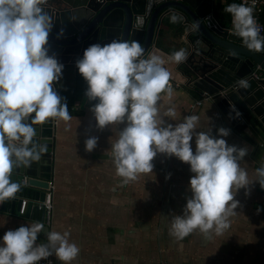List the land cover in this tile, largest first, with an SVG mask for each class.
<instances>
[{
  "label": "clouds",
  "instance_id": "1",
  "mask_svg": "<svg viewBox=\"0 0 264 264\" xmlns=\"http://www.w3.org/2000/svg\"><path fill=\"white\" fill-rule=\"evenodd\" d=\"M46 4L47 0H0V202L14 199L20 190V184L12 180L14 169L31 167L48 151L47 144L37 139L34 126L62 121L65 131L70 130L72 116L54 90L63 65L49 56L46 47L53 26ZM224 11L231 15L232 31L243 45L264 52L254 5L232 3ZM179 19L175 14L171 17L173 23ZM142 24L138 17L137 26ZM193 27L198 29L199 24ZM186 59L184 49L171 55L159 49L146 54L137 41L113 40L89 46L76 63L88 85L85 95L89 102L97 101L90 108L97 129L125 125L110 148L119 186L152 174L157 154L190 165L191 198L183 214L170 219L169 235L177 242L194 232L209 240L222 236L230 228L231 217L237 215V192L253 183L264 189V163L250 181L240 163L248 149L227 143L230 130L219 128L215 136L211 128L197 131L196 115L185 116L179 123L168 122L176 120L177 110L171 103L174 90L165 65ZM237 84L241 89L250 87L246 79ZM163 96L169 101L166 108L161 103ZM97 143V137L88 138L85 150L92 152ZM43 230L44 225L35 222L6 231L0 242V264H40L53 255L62 264H72L80 248L70 242V232H44L46 242L38 243Z\"/></svg>",
  "mask_w": 264,
  "mask_h": 264
},
{
  "label": "crops",
  "instance_id": "2",
  "mask_svg": "<svg viewBox=\"0 0 264 264\" xmlns=\"http://www.w3.org/2000/svg\"><path fill=\"white\" fill-rule=\"evenodd\" d=\"M206 1L214 18L228 26L222 27L232 30V18L224 20V15H230L224 9L232 3L241 4V0ZM171 17H167L171 24H163L159 30L154 48L168 55L182 49L179 25ZM178 65H165L171 74L169 82L174 84L171 103L177 110L176 120L168 122L175 124L185 116L196 115L199 117L197 131L211 128L215 136L219 128L228 129L227 143L248 149L231 128L223 126L212 100L203 101L202 96L186 85ZM86 90L87 83L76 65H63L58 93L72 120L68 131L64 122L56 123L52 225L45 224L43 213L35 206L28 209L26 216H19L14 200L9 199L0 210V242L6 231L40 222L44 230L38 243L46 242L44 232H70V242L80 248L72 264H264V194L258 183L237 192V215L231 217L230 228L222 236L209 240L194 232L181 242L175 241L169 235L170 219L173 215H182L187 199L191 198L190 165L175 157L157 154L152 161V174H142L137 181L119 186L110 148L125 125L97 129L90 111L93 105H82ZM198 101L202 105H197ZM161 103L165 108L169 106L166 96ZM90 137H97L98 143L92 152H87L85 141ZM191 143L195 152V138ZM240 163L248 171L249 180H255L259 167L249 149ZM53 259L56 264H62L54 255Z\"/></svg>",
  "mask_w": 264,
  "mask_h": 264
},
{
  "label": "water",
  "instance_id": "3",
  "mask_svg": "<svg viewBox=\"0 0 264 264\" xmlns=\"http://www.w3.org/2000/svg\"><path fill=\"white\" fill-rule=\"evenodd\" d=\"M208 6L206 0H47L44 8L53 26L46 47L62 65H76L89 46L113 40L137 41L147 54L154 50L162 25L171 24L167 17L175 14L180 17L178 31L187 53L178 65L182 79L198 95L211 98L223 126L245 142L260 167L264 163V52L248 50ZM138 17L143 20L139 27ZM193 23L199 28L194 29ZM240 79L250 87L239 88ZM54 90L58 93V81ZM95 103L86 95L82 99V105ZM34 127L48 151L31 167L14 169L12 180L20 184L17 199L28 196L42 201L52 179L56 122ZM14 204L18 213V200Z\"/></svg>",
  "mask_w": 264,
  "mask_h": 264
},
{
  "label": "built area",
  "instance_id": "4",
  "mask_svg": "<svg viewBox=\"0 0 264 264\" xmlns=\"http://www.w3.org/2000/svg\"><path fill=\"white\" fill-rule=\"evenodd\" d=\"M240 3H244L247 6H253L254 5V18L258 24V26L261 29V36H264V25L262 24L260 17L261 14L264 11V0H241ZM230 32L233 33L232 30H229ZM170 83V82H169ZM172 87H174L173 83H170ZM203 101H209L211 100L210 97H203L202 98ZM197 105H202V101H198ZM54 179H51L48 183V188L45 191V195L42 201H34L32 198L28 197V196H21L17 199V197L15 196V198L13 199L18 200L19 202V211H18V215L19 216H26L28 213V208L29 206H35L36 209H38L39 211H41L42 213H44V218H45V224L50 227L52 224V217H53V210H54V203H53V197H54V191H55V182L53 181ZM2 205L3 202H0V210H2ZM40 264H56L53 256L49 257L48 260H42L40 262Z\"/></svg>",
  "mask_w": 264,
  "mask_h": 264
},
{
  "label": "trees",
  "instance_id": "5",
  "mask_svg": "<svg viewBox=\"0 0 264 264\" xmlns=\"http://www.w3.org/2000/svg\"><path fill=\"white\" fill-rule=\"evenodd\" d=\"M239 2H240V0H239ZM237 4H239V3H237ZM225 18L226 19H231V15H228V16H225L224 15V20H225ZM260 20H261V22L263 23V25H264V11H263V13L261 14V17H260ZM220 21L223 23V20L220 18ZM227 22V21H226ZM228 23V22H227ZM229 24V23H228ZM222 26H224L223 24H222ZM224 27H228V26H224ZM86 85V84H85ZM69 94H70V91L68 92ZM73 95V91L71 90V96ZM67 99V95H66V93L64 94V100H66Z\"/></svg>",
  "mask_w": 264,
  "mask_h": 264
}]
</instances>
